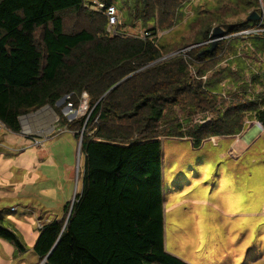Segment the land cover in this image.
Listing matches in <instances>:
<instances>
[{
    "label": "trees",
    "instance_id": "16d2710c",
    "mask_svg": "<svg viewBox=\"0 0 264 264\" xmlns=\"http://www.w3.org/2000/svg\"><path fill=\"white\" fill-rule=\"evenodd\" d=\"M152 1L142 0L144 8ZM85 2L0 0V125L19 134L20 117L54 108L63 97L78 108L87 97L86 117L63 121L74 140L80 138L81 191L65 203L60 219L42 225L34 253L40 261L47 257L44 264H188L164 248L161 138L188 139L198 147L239 135L246 112H254L264 129V110L248 102L222 112L211 96L214 84L200 75L192 80L190 67L216 63L222 44L212 53L164 59L147 37L110 36L105 9L86 8ZM251 6L258 7V0ZM186 101L193 115L215 111L216 119L187 121L184 128L167 121ZM0 239L24 251L2 219Z\"/></svg>",
    "mask_w": 264,
    "mask_h": 264
},
{
    "label": "rangeland",
    "instance_id": "374dc122",
    "mask_svg": "<svg viewBox=\"0 0 264 264\" xmlns=\"http://www.w3.org/2000/svg\"><path fill=\"white\" fill-rule=\"evenodd\" d=\"M248 2L153 0L144 8L142 0H86L85 7H112V16L103 13L107 33L154 40L164 59L208 49L213 30H223L216 63L189 69L192 80L200 75L214 84L211 96L223 112L248 102L264 110V32L228 31L247 23L253 12L264 19V1L258 7ZM187 103L174 107L167 121L183 122L184 128L187 121L216 119L215 111L193 115ZM87 110L65 101L20 117L19 134L0 125V219L24 247L21 252L0 239V264H44L33 250L39 230L60 219L62 207L82 187L80 138L74 140L63 121L85 118ZM243 116L241 134L210 138L198 147L188 139L161 138L164 248L188 264H264V129L254 112ZM28 128L43 137L37 145L42 155L25 134Z\"/></svg>",
    "mask_w": 264,
    "mask_h": 264
},
{
    "label": "water",
    "instance_id": "95a60500",
    "mask_svg": "<svg viewBox=\"0 0 264 264\" xmlns=\"http://www.w3.org/2000/svg\"><path fill=\"white\" fill-rule=\"evenodd\" d=\"M260 19H261V17H260L256 12H253V13H251V14L247 17L246 20H247V22H249V21L256 22V21H260ZM224 34H225L224 31L221 30L220 28H216V29L213 30V32H212V34H211V37H210V40H209L210 48L207 49V52H208V53H212V52H213V50H214V49L216 48V46H217V43L222 39V37H223ZM65 100H66V97L61 98L60 100H58V101L56 102L55 105L60 106L61 104H63V103L65 102ZM259 127L262 128L260 124H259ZM79 145H80V144H79ZM73 201H74V196H73V200H72V202H73ZM72 202H71V203H72ZM70 212H71V207H70V210H69L68 216H67V218H66V221H67V219H68V217H69V215H70ZM66 221H65V223H66ZM46 258H47V257H46ZM46 258L43 260L44 262H45Z\"/></svg>",
    "mask_w": 264,
    "mask_h": 264
},
{
    "label": "built area",
    "instance_id": "2783aa9c",
    "mask_svg": "<svg viewBox=\"0 0 264 264\" xmlns=\"http://www.w3.org/2000/svg\"><path fill=\"white\" fill-rule=\"evenodd\" d=\"M98 6H99V8L101 10L105 9V13L107 14V16H112V13L114 11V9L112 7L111 8H110V6L109 7H105L103 5H98ZM108 13H109V15H108ZM262 21H264V19H262V18L260 19V21H258L257 26L254 28L256 31L264 32V22H262ZM79 110H81L83 112H85L87 110V97H86L85 94H83L82 97H81V102H80V105H79ZM25 134H27L30 137L36 135V134L32 133L29 128L26 130V133ZM38 137H40L39 134H38ZM40 139H43V137L40 138ZM32 141H33V145L37 146V145H39L41 143L42 140L40 141V140H37V139H32Z\"/></svg>",
    "mask_w": 264,
    "mask_h": 264
},
{
    "label": "crops",
    "instance_id": "0c3cea01",
    "mask_svg": "<svg viewBox=\"0 0 264 264\" xmlns=\"http://www.w3.org/2000/svg\"><path fill=\"white\" fill-rule=\"evenodd\" d=\"M39 111H40V110H39ZM67 131H68V130H67ZM69 132H70V131H69ZM243 132L245 133V131H243ZM249 132H251V130H249ZM70 133H71V132H70ZM240 134H241V133H240ZM71 135H72V137H73V133H71ZM32 139H37V140H39L40 137H38V135H35V136H32V137L29 138L30 141H32ZM73 139H74V137H73ZM237 139H238V138H237ZM237 139H236V142H237ZM211 140H212V139H211ZM207 141H208V140H207ZM41 142H42V141H41ZM30 146H32V145H30ZM32 148H33V147H32ZM41 148H42V147H41ZM41 148H39V147L36 146V149H39V150H40V151L37 150L36 152H37V153H38V152H41V155H42V154L44 153V151L41 150ZM249 149H250V146L247 145L246 148H245V150L241 153L242 156H243L244 154H246V153L248 152ZM24 150H25V149H21V150H20V148H19L17 151H19V152H23ZM45 157H46V156H45ZM39 162L42 163L43 161L41 160V161H39ZM42 177H43V176H42ZM43 178H44V177H43ZM43 180H44V182L46 181L45 178H44ZM67 180H68V178H67ZM63 183H64V181H63ZM58 189H59V188H58Z\"/></svg>",
    "mask_w": 264,
    "mask_h": 264
}]
</instances>
